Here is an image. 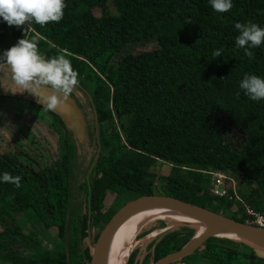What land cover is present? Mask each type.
Masks as SVG:
<instances>
[{"label": "trees", "instance_id": "obj_1", "mask_svg": "<svg viewBox=\"0 0 264 264\" xmlns=\"http://www.w3.org/2000/svg\"><path fill=\"white\" fill-rule=\"evenodd\" d=\"M65 3L59 23L33 22L28 37L39 34L41 55L63 54L78 72L79 85L70 98L82 110L88 154L76 149L82 142L57 115L38 106L56 136L57 149L38 171L11 154H0V177L8 172L22 178L19 188L0 179V262L88 264L89 246L114 212L130 200L153 194L156 175L142 168L155 159L171 164L175 172L162 179L166 196L189 203L200 198L205 203L196 205L245 222V215L231 212L225 200L213 204L205 191L207 177L195 171L216 170L242 180L247 193L236 187L239 197L264 212V194L256 196L264 189V100L252 101L239 88L245 74L264 78V43L251 49L254 58L249 59L235 45L239 32L234 27L237 22L264 27V0H232V9L224 13L216 12L210 0ZM95 8L99 16L92 14ZM27 27L9 26L0 18V37L6 30L14 39L24 37L22 29ZM143 39H154L156 48L111 63L123 47ZM217 49L222 55L213 59ZM80 87L86 94H80ZM217 117L239 140L227 142ZM96 139L105 149L92 164ZM112 152L116 159L109 163L104 154ZM177 167L189 170L177 172ZM116 189L128 191V198L117 193L107 212L102 211L105 195ZM193 234L187 230L184 241ZM177 237V232L163 235L142 264L174 251ZM7 243L22 245L27 252L5 248ZM245 248L236 240L210 237L170 264H185L192 255L202 264H264L263 252ZM133 257L130 254L125 264Z\"/></svg>", "mask_w": 264, "mask_h": 264}, {"label": "clouds", "instance_id": "obj_2", "mask_svg": "<svg viewBox=\"0 0 264 264\" xmlns=\"http://www.w3.org/2000/svg\"><path fill=\"white\" fill-rule=\"evenodd\" d=\"M210 4L218 13L228 12L233 7L232 0H210ZM66 7L65 0H0V18L9 26L28 25L27 29H22L24 38L0 56V72L5 68L10 72L11 85L5 90L13 94L28 92L48 111H56L67 104L79 85V74L63 54L51 58L41 55L39 34L29 38L28 31L33 22L41 26L59 23ZM234 27L239 32L235 38L236 47L244 49L249 59L254 58L251 49L264 43V27L253 22H237ZM212 55L213 59L221 57L222 50L217 49ZM239 88L252 101L264 100V78L260 76L245 74ZM0 179L16 188L21 186L19 175L5 172Z\"/></svg>", "mask_w": 264, "mask_h": 264}, {"label": "rangeland", "instance_id": "obj_3", "mask_svg": "<svg viewBox=\"0 0 264 264\" xmlns=\"http://www.w3.org/2000/svg\"><path fill=\"white\" fill-rule=\"evenodd\" d=\"M108 10L111 15L114 14V9L110 4H108ZM91 12L94 16H99L100 13L99 9L97 8L92 9ZM155 48L156 42L154 39H143L132 42L123 47L119 51V53L112 58L111 63H116V61L125 54H139L144 51L154 50ZM86 84L89 85L88 83ZM10 85L11 80L8 78L7 74L4 77L0 76V153L6 154L11 150L8 154L11 153V155L14 156L20 164L27 165L33 171H38L48 163V161L52 158V153L56 151V136L54 135V133L48 130L49 121L46 118V114L40 109L36 110L35 106L32 107L31 105L27 104L26 112L24 115L23 108L26 106V104L13 99L14 94L5 90V88H8ZM80 104L82 103L80 102ZM217 126L222 131L229 144L234 140H239L240 135L231 126L226 124L222 117H217ZM13 138L15 139V141H13ZM76 149L79 150L80 154L83 156H86L88 154V147L84 145L78 144ZM104 149L105 145L100 146V150ZM104 157L109 163H112L116 159V154L114 152L108 154L105 153ZM145 167L146 168L142 169L151 171L156 175V179L154 180V183L152 185V193L154 195H164L162 189V179L170 173H175L172 171L173 166L167 162L159 160L150 162L148 163V166ZM177 168V172L189 170L186 167ZM235 181L237 185L236 187L241 191V194H246L247 190L244 182L239 179H236ZM117 193H119L120 197L124 199H127L129 196L128 191L123 189H116V191L108 192L103 199L102 211L107 212L108 208L111 207ZM257 193L258 195L256 194V196L260 197L264 194V189H260ZM241 198L243 200L245 199L243 195L241 196ZM244 202H246V200H244ZM193 203L203 205L205 201L201 200L200 198H196L194 199ZM213 204H217V202L213 201ZM246 206L248 205L246 204ZM190 229H193L195 232V228L190 225L171 224L168 220H152L150 222H144L140 224L137 232L134 234L131 243V249L128 254V256L132 253L134 254L131 264H142L145 253L150 248H152V246L156 244V242L163 235L168 233H178V246L174 251L178 250L189 241H184V234H186L187 230ZM87 243L88 240L85 239L83 241V244ZM4 247L10 248L12 250L18 249V252L21 255L27 252L26 249L22 247V245H18L16 243H7L4 245ZM245 249L248 251L255 250L250 245H246ZM256 251L261 253V251L259 250ZM194 262L196 264H202L201 261H196L195 256L193 255L190 256V259H188L185 264H195ZM0 264L11 263L0 262Z\"/></svg>", "mask_w": 264, "mask_h": 264}, {"label": "water", "instance_id": "obj_4", "mask_svg": "<svg viewBox=\"0 0 264 264\" xmlns=\"http://www.w3.org/2000/svg\"><path fill=\"white\" fill-rule=\"evenodd\" d=\"M79 89H81V87ZM78 95L79 93H77V96ZM52 112L57 114L62 120L64 127L69 130L79 142L83 141L84 134L81 128L83 124L82 117L71 98H69L64 107ZM96 141L97 148L92 164L95 162V159L100 152V145L97 139ZM87 175L88 171L86 173V178ZM153 208H163L177 212L202 225L205 228V231L192 243H190V241L193 236L183 247L164 255L152 264H170L178 261L179 259L192 254L210 237L232 239L238 242L242 240L246 242L248 246L250 245L255 250L264 253V228L247 224L246 222L235 221L220 213L212 212L193 203L181 201L166 195L151 194L130 200L114 212L97 235L94 243L89 246L90 260L88 264H104L110 241L124 219L137 211ZM219 234H228L233 237H218L217 235Z\"/></svg>", "mask_w": 264, "mask_h": 264}, {"label": "bare ground", "instance_id": "obj_5", "mask_svg": "<svg viewBox=\"0 0 264 264\" xmlns=\"http://www.w3.org/2000/svg\"><path fill=\"white\" fill-rule=\"evenodd\" d=\"M152 220H168L171 224H187L194 227L195 233L190 243L199 238L205 231V228L199 223L172 210L163 208L140 210L129 215L119 225L110 241L104 264H125L131 249L134 234L137 232L139 225ZM217 236L227 238L233 237L228 234H219ZM240 242L244 246L247 245V243L242 240Z\"/></svg>", "mask_w": 264, "mask_h": 264}, {"label": "built area", "instance_id": "obj_6", "mask_svg": "<svg viewBox=\"0 0 264 264\" xmlns=\"http://www.w3.org/2000/svg\"><path fill=\"white\" fill-rule=\"evenodd\" d=\"M26 26V25H25ZM155 161H159L155 159ZM196 172L207 177L206 195L217 203L225 200L233 213L244 214L247 224L264 228V212H258L246 206L236 191V181L227 172L198 169Z\"/></svg>", "mask_w": 264, "mask_h": 264}, {"label": "crops", "instance_id": "obj_7", "mask_svg": "<svg viewBox=\"0 0 264 264\" xmlns=\"http://www.w3.org/2000/svg\"><path fill=\"white\" fill-rule=\"evenodd\" d=\"M24 37H19L17 39H14L11 34L9 33L8 30H6L3 35L0 37V56L3 55V53L8 50L10 47L14 46L17 44L18 40L19 39H22ZM7 74L8 78L10 79V72L7 68H5L2 72H0V76L1 77H4L5 75ZM13 99H16L18 102H23L26 104V106L23 108L24 109V115H25V112H26V107H27V104L31 105L32 107H36V110L38 109V106L40 107H43L41 106L40 104L37 103V99L29 94L28 92H24L23 94H20V93H16L14 94V97ZM44 108V107H43ZM52 112V111H51ZM54 113V112H53ZM23 115V117H24ZM57 115V114H55ZM60 119V118H59ZM61 120V119H60ZM62 121V120H61ZM13 141H15V139L13 138ZM11 151V150H10ZM9 151V152H10ZM8 152V153H9ZM1 154V153H0ZM11 154V153H10Z\"/></svg>", "mask_w": 264, "mask_h": 264}, {"label": "flooded vegetation", "instance_id": "obj_8", "mask_svg": "<svg viewBox=\"0 0 264 264\" xmlns=\"http://www.w3.org/2000/svg\"><path fill=\"white\" fill-rule=\"evenodd\" d=\"M79 92H80V94H86V90L84 89V87H82L80 90H79ZM84 103V101H82V104ZM76 107H77V109H78V111H79V113H80V115H81V117H82V126H81V128H82V130H83V134H84V121H83V116H82V110L77 106V104H76ZM82 144L84 145V146H86V147H88V142L86 141V140H84V137H83V141H82ZM89 148V147H88Z\"/></svg>", "mask_w": 264, "mask_h": 264}]
</instances>
